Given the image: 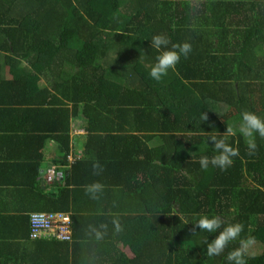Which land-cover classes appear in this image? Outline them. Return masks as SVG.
Instances as JSON below:
<instances>
[{
	"label": "trees",
	"instance_id": "1",
	"mask_svg": "<svg viewBox=\"0 0 264 264\" xmlns=\"http://www.w3.org/2000/svg\"><path fill=\"white\" fill-rule=\"evenodd\" d=\"M155 35L170 39L161 51L192 45L159 82L149 76ZM245 111L264 118V0H0V131L34 145L22 156L32 163V186L22 183L33 201L29 230L32 214L64 213L73 237L74 190L100 182L86 213L103 221L111 208L110 225L152 230L168 264H228L236 249L264 264V138L249 155L241 136L229 137L240 154L225 171L199 165L216 155L208 135L237 126ZM32 119L31 129L14 125ZM76 120L85 134L71 138ZM49 144L57 158L44 179L55 168L57 192L37 182ZM203 215L222 228L195 229ZM237 223L240 235L207 256L203 241Z\"/></svg>",
	"mask_w": 264,
	"mask_h": 264
},
{
	"label": "crops",
	"instance_id": "2",
	"mask_svg": "<svg viewBox=\"0 0 264 264\" xmlns=\"http://www.w3.org/2000/svg\"><path fill=\"white\" fill-rule=\"evenodd\" d=\"M8 123L9 121L5 124ZM36 124L38 123L32 119L28 123L20 120L14 125H28L27 129H31V125L36 127ZM71 129V138L84 134L79 120L72 123ZM13 136L7 131H0V264H168L158 250L160 239L156 237V233H151L152 230L121 226V230L117 231L106 218L109 217L106 214L111 208L104 211L105 216H100L105 218L103 221H99V217L94 216L91 211L86 213L87 203L92 204L94 200L86 194L84 188L76 189L73 193V207L80 210L77 212L78 219L71 242L49 238L31 239L28 216L33 211V201L28 193V186L27 192H24L22 183L30 181V187L32 186V163L29 158L22 156L31 157L34 145L28 143L26 136ZM73 152L76 158L81 157L80 150ZM55 158L54 145L49 144L45 149V162L37 178L41 190L57 192V188L46 184L44 179L45 170L55 162ZM81 205L85 206L81 208ZM114 214L119 215V212L115 211ZM101 225L106 227L100 229ZM90 226L103 231V239L97 240L90 231ZM176 255L179 259V254Z\"/></svg>",
	"mask_w": 264,
	"mask_h": 264
},
{
	"label": "clouds",
	"instance_id": "3",
	"mask_svg": "<svg viewBox=\"0 0 264 264\" xmlns=\"http://www.w3.org/2000/svg\"><path fill=\"white\" fill-rule=\"evenodd\" d=\"M150 43L151 47L160 53L149 71L150 78L157 82L167 76L170 70H175L181 58H187L192 51V45L187 42L173 44L170 50L161 51L162 49H168L171 43L170 39L165 35L153 36ZM203 117L206 119V116L203 115ZM205 134L207 135L208 133ZM237 135L244 139L248 154L254 155L258 147L256 142L257 137L264 138V118H261L253 112L245 111L241 114V120L237 126H227L223 134L208 135L207 143L213 147L216 155L212 157L207 155L201 156L199 159L200 168L206 171L211 166L213 168H219L221 171L227 170L233 164V158L240 154L239 148L233 147L227 140L229 137H235ZM93 169L96 175H99L103 171L101 165L98 163L93 165ZM103 189V184L95 182L87 186L86 194L92 199H97L98 194L102 193ZM222 224L223 221L219 217L203 215L197 219L194 228L212 234L217 233L222 228ZM113 225L117 231L121 230L118 220H113ZM105 227V225H101L100 229ZM100 229L90 226V231L95 235L97 240L103 239L104 232ZM242 231V224H232L223 227V230L219 231V234L211 241L205 239L203 243L206 245L207 256H220L229 243L235 240ZM226 260L228 264H247L244 252L241 249L231 251L227 255Z\"/></svg>",
	"mask_w": 264,
	"mask_h": 264
},
{
	"label": "built area",
	"instance_id": "4",
	"mask_svg": "<svg viewBox=\"0 0 264 264\" xmlns=\"http://www.w3.org/2000/svg\"><path fill=\"white\" fill-rule=\"evenodd\" d=\"M57 177L55 168L48 171L46 182L53 185ZM30 238L54 239L60 242L72 241L71 217L69 214L62 213H36L31 215Z\"/></svg>",
	"mask_w": 264,
	"mask_h": 264
},
{
	"label": "rangeland",
	"instance_id": "5",
	"mask_svg": "<svg viewBox=\"0 0 264 264\" xmlns=\"http://www.w3.org/2000/svg\"><path fill=\"white\" fill-rule=\"evenodd\" d=\"M209 108H210V110H211L213 107L210 106ZM214 108H215V107H214ZM77 134H78V133H77ZM47 184H48V183H47ZM48 185L51 186V184H48Z\"/></svg>",
	"mask_w": 264,
	"mask_h": 264
}]
</instances>
